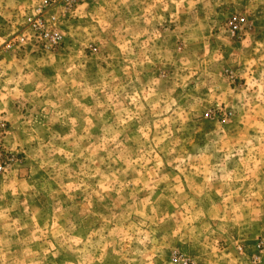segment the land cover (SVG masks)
Wrapping results in <instances>:
<instances>
[{
	"label": "rangeland",
	"instance_id": "obj_1",
	"mask_svg": "<svg viewBox=\"0 0 264 264\" xmlns=\"http://www.w3.org/2000/svg\"><path fill=\"white\" fill-rule=\"evenodd\" d=\"M177 257L264 264V0H0V264Z\"/></svg>",
	"mask_w": 264,
	"mask_h": 264
},
{
	"label": "built area",
	"instance_id": "obj_2",
	"mask_svg": "<svg viewBox=\"0 0 264 264\" xmlns=\"http://www.w3.org/2000/svg\"><path fill=\"white\" fill-rule=\"evenodd\" d=\"M231 25H234L235 21L231 20L230 21ZM174 262L179 263V264H189L187 260H181L180 258H174Z\"/></svg>",
	"mask_w": 264,
	"mask_h": 264
}]
</instances>
